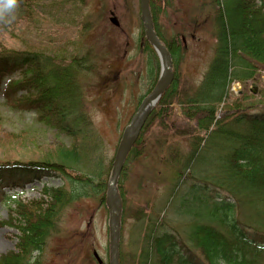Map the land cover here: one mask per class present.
Here are the masks:
<instances>
[{
  "label": "rangeland",
  "instance_id": "obj_1",
  "mask_svg": "<svg viewBox=\"0 0 264 264\" xmlns=\"http://www.w3.org/2000/svg\"><path fill=\"white\" fill-rule=\"evenodd\" d=\"M59 1L36 0V11L31 17L19 1L13 2L11 8L5 7L7 3H0V52L62 53L68 58L73 53L89 52V62L97 66L86 74L83 72L81 93L86 113L95 130L94 142L99 147L92 156H101L103 162L108 164L103 201L89 194L66 205L58 229L47 241L41 258L42 264H106L109 263V227L105 195L111 164L124 128L142 98L157 81L160 65L153 85L150 67L154 68V61L159 63V58L145 37L139 0H65L67 3L58 7ZM203 1L169 0L166 9L157 10L154 19L151 13L154 30L160 33L166 47V42L173 36L181 37L178 60L175 62L171 55V83L177 77L179 90L184 95L201 82L213 57L216 41L212 37V20L205 18L209 7L204 6ZM142 33L154 59L141 49ZM258 73L257 79H249L246 84L231 81L226 91L229 97L223 96L216 105L215 118L222 112L226 101L231 102L241 91L249 95L243 101L260 100L264 70ZM20 76L21 73L15 71L5 79L17 80ZM160 99L144 125L150 121L149 116L158 107ZM171 107V114L167 117V121H170L167 122L170 125L168 131L162 130L166 119L162 121L159 117L147 127L143 125L144 129L142 127L130 149L117 182L122 208L120 264H140L143 258L141 252L153 231L161 232L164 228L173 232L181 243H189V228L195 220L201 221L192 212L204 218L206 211V206L194 199L196 192L191 190L189 182L209 185L212 188L208 192L213 198L217 197V192L218 196L227 195L223 191L212 192L211 179L215 176L219 178L217 148L198 153V157L184 171V179L193 172L195 179L191 178L188 183L184 181L180 185L176 181L174 168L177 170L179 166L172 169L170 154L176 151L177 155H186L190 142L188 135L180 136L172 131L171 124L179 121L177 125H181V109L177 101ZM139 140L142 143L135 146ZM73 142V137L38 120L35 112L9 109L0 97V165L7 160L41 159L52 147H68ZM28 179L23 187H4L0 193V256L17 250L23 221L15 210L18 202L28 209L37 200H47L42 193L43 187L70 188L65 177L52 171L40 175L39 179L34 175ZM156 219L163 222L160 230V226L154 225ZM196 255L201 261L204 260L199 253Z\"/></svg>",
  "mask_w": 264,
  "mask_h": 264
},
{
  "label": "trees",
  "instance_id": "obj_2",
  "mask_svg": "<svg viewBox=\"0 0 264 264\" xmlns=\"http://www.w3.org/2000/svg\"><path fill=\"white\" fill-rule=\"evenodd\" d=\"M16 1L33 16L36 0H13ZM64 3L67 1L61 0L57 6ZM168 4L169 0H150L153 19L157 10L164 11ZM202 4L209 7L205 18L212 20V37L216 41L208 68L201 82L185 95L176 77L144 127L159 117L166 119L162 130L168 131L167 117L172 103L177 101L181 125H177L179 121L171 124L172 131L188 135L190 150L183 156L176 151L170 154L172 169L179 166L174 168L176 181L180 185L195 179L194 172L184 179V171L198 153L217 148L219 178L211 179L212 192L227 195L218 196L217 192L213 198L208 192L212 187L189 182L196 192L194 199L206 206L205 217L192 212L201 221L195 220L189 228V243H181L164 228L153 231L141 252L140 264H264V85L259 90L260 100L243 101L249 95L241 91L237 98L226 101L229 104L225 103L215 118L216 105L223 96L229 97L226 91L231 81L246 84L264 70V0H204ZM159 34L157 31L160 38ZM141 40L142 51L154 59L143 33ZM166 44L176 62L181 37L173 36ZM76 54L68 58L62 53L0 52V97L4 104L15 111H33L47 126L74 138L71 146L56 145L41 159L2 161L0 193L4 187H23L31 175L39 179L50 171L65 177L70 188L43 187L47 200H37L28 209L17 203L15 210L23 220L17 250L1 255L0 264H42L44 247L58 229L63 208L89 194L103 201L108 164L101 156H92L99 147L94 142L95 130L81 93L83 72L97 66L89 62V52ZM154 63V68L150 67L152 85L159 67L157 60ZM15 71L21 73L19 79H5ZM138 143L142 141L135 146ZM162 223L154 221L159 230ZM196 253L204 260L198 259Z\"/></svg>",
  "mask_w": 264,
  "mask_h": 264
},
{
  "label": "water",
  "instance_id": "obj_3",
  "mask_svg": "<svg viewBox=\"0 0 264 264\" xmlns=\"http://www.w3.org/2000/svg\"><path fill=\"white\" fill-rule=\"evenodd\" d=\"M139 11L145 37L158 54L160 72L154 87L142 98L135 113L124 128L111 164L105 195L108 209L109 264H119L122 208L116 188L120 173L149 113L173 79L171 54L154 30L149 0H139Z\"/></svg>",
  "mask_w": 264,
  "mask_h": 264
},
{
  "label": "clouds",
  "instance_id": "obj_4",
  "mask_svg": "<svg viewBox=\"0 0 264 264\" xmlns=\"http://www.w3.org/2000/svg\"><path fill=\"white\" fill-rule=\"evenodd\" d=\"M13 6V0H8V3L5 5L6 8H11Z\"/></svg>",
  "mask_w": 264,
  "mask_h": 264
}]
</instances>
